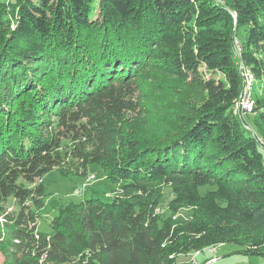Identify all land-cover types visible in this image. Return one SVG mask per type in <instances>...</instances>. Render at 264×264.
Masks as SVG:
<instances>
[{
  "label": "trees",
  "instance_id": "1",
  "mask_svg": "<svg viewBox=\"0 0 264 264\" xmlns=\"http://www.w3.org/2000/svg\"><path fill=\"white\" fill-rule=\"evenodd\" d=\"M242 66L259 83L244 120ZM92 164L113 194L52 199L40 230L44 176ZM166 187L190 219L162 217ZM229 243L264 257V0H0V264H179Z\"/></svg>",
  "mask_w": 264,
  "mask_h": 264
},
{
  "label": "rangeland",
  "instance_id": "2",
  "mask_svg": "<svg viewBox=\"0 0 264 264\" xmlns=\"http://www.w3.org/2000/svg\"><path fill=\"white\" fill-rule=\"evenodd\" d=\"M6 1L9 2L10 0ZM200 72L205 79L211 76L206 67L201 68ZM258 84L257 79H255L254 94L258 90ZM260 88H262V85ZM186 102L190 104H198V101L194 99L187 100ZM44 182L47 186L48 192L51 194L47 197L45 208L41 210L39 229L44 231L51 230L50 222L57 214V209L52 208V199H58L61 204H66L71 201H79L84 196H89L92 193V188H94L97 194L102 195L105 193L106 197L113 194V192H111L112 184L106 178L103 167L98 164H92L89 166L87 176L71 175V177H66L58 170L53 169L44 176ZM32 183L33 182H31V184ZM172 198L173 194L170 187H166L162 204L158 208L162 217L172 218V220L176 222L190 219L192 216L191 209L184 208L178 212L169 209L168 203ZM7 206L8 211H16L18 209L17 204H15L12 199L7 202ZM238 248H240L238 245L236 246L235 244L230 243L217 247H208L199 252H191L186 256L180 255V258L178 257L179 264H198L208 258H210L208 261L214 264H264V257L234 251ZM3 260L4 256L0 253V263H2Z\"/></svg>",
  "mask_w": 264,
  "mask_h": 264
},
{
  "label": "bare ground",
  "instance_id": "3",
  "mask_svg": "<svg viewBox=\"0 0 264 264\" xmlns=\"http://www.w3.org/2000/svg\"><path fill=\"white\" fill-rule=\"evenodd\" d=\"M236 42L238 43V47H239V41L236 40ZM242 71H243V74H244V78H245V75H246V95L253 102V94H254V79H253V76L251 75L250 70L247 69V68H245L244 66H242ZM244 88H245V82H244ZM244 88H243V90L241 92V95L239 96L238 100L235 101L236 102L235 103V111L238 114H239V111H238V103H239V101L242 100V98L244 96ZM197 252H199V251H197Z\"/></svg>",
  "mask_w": 264,
  "mask_h": 264
},
{
  "label": "built area",
  "instance_id": "4",
  "mask_svg": "<svg viewBox=\"0 0 264 264\" xmlns=\"http://www.w3.org/2000/svg\"><path fill=\"white\" fill-rule=\"evenodd\" d=\"M235 45L236 47L238 46V43L236 42V38H235ZM254 107H255V103H253L252 100L249 99V97H247L246 95V75H245L244 96L242 100L239 101L238 103V111H239L240 118L243 120L246 119L248 114L253 112ZM248 128L251 129L249 125H248Z\"/></svg>",
  "mask_w": 264,
  "mask_h": 264
}]
</instances>
